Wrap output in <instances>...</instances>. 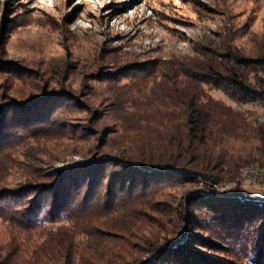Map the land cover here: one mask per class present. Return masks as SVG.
<instances>
[{
  "label": "rangeland",
  "instance_id": "rangeland-1",
  "mask_svg": "<svg viewBox=\"0 0 264 264\" xmlns=\"http://www.w3.org/2000/svg\"><path fill=\"white\" fill-rule=\"evenodd\" d=\"M263 54L264 0H0V101L35 97L28 112L8 120V139L0 141V188L44 181L50 171L89 160L134 166L181 151L191 99L216 100L242 112L252 127L264 125V106L240 103L188 72L219 63L236 69L233 56ZM245 72L251 81L253 73ZM45 93L49 100L36 98ZM235 137L221 142L222 151L232 158L253 152L255 140ZM255 167L264 170L249 161L227 181L173 180L146 188L98 217L109 235L75 237L81 252L74 264L152 262L151 249L156 255L186 232L181 215L190 194L245 189L264 201V171ZM217 184L227 190L218 191ZM0 200L13 208L22 204ZM254 225L230 227L225 239L216 233L235 253L243 234L254 235ZM21 236L0 217V257L9 238L18 245Z\"/></svg>",
  "mask_w": 264,
  "mask_h": 264
},
{
  "label": "trees",
  "instance_id": "trees-1",
  "mask_svg": "<svg viewBox=\"0 0 264 264\" xmlns=\"http://www.w3.org/2000/svg\"><path fill=\"white\" fill-rule=\"evenodd\" d=\"M232 60L236 69L219 63L200 65L204 68L201 72H188L192 78L203 77L206 83H212L240 103L264 106V54L233 56ZM245 70L253 73L251 81H247ZM39 96L36 98L44 101L51 98L46 93ZM32 99L34 101L35 97ZM32 99L24 103L0 101V141L8 139L6 130L12 127L8 126L9 118L15 113L28 112ZM55 100L60 102L63 97ZM189 102L181 136L185 146L181 151L149 156L134 166L121 161L119 165H108L106 159L89 160L50 171L44 181L16 189L0 188V199H22L18 208L0 200V217L22 233L20 242L14 245L11 237L15 233L12 232L0 264H74L75 259L79 261L81 252L77 251L75 237L109 235L98 225H106L99 218L105 219L114 208L137 198L146 188L173 180L227 181L236 177L238 167L249 161L264 166V125L252 127L244 121L242 112L231 110L216 100L201 102L196 98ZM55 104L52 108L59 106ZM230 136L255 140L253 152L245 158H232V154L221 148V142ZM261 199L263 197L251 195L245 189L223 194H190L186 199L188 211L181 215L186 232L180 231L179 236L163 245L156 255L155 248L151 249L149 257L154 260L143 264H264V202L255 201ZM95 212L99 216L95 217ZM59 221L68 223L54 226ZM253 221L251 233L254 235L249 238L243 234L235 253L216 233V230L222 232L225 239L229 237L230 227L243 228L245 223ZM181 238L183 240L178 242ZM246 239L250 246L244 244Z\"/></svg>",
  "mask_w": 264,
  "mask_h": 264
},
{
  "label": "bare ground",
  "instance_id": "bare-ground-1",
  "mask_svg": "<svg viewBox=\"0 0 264 264\" xmlns=\"http://www.w3.org/2000/svg\"><path fill=\"white\" fill-rule=\"evenodd\" d=\"M263 115H264V111H263V113H262V114L260 115V117H259V118H262L261 120H264V116H263ZM254 170H255V171H258V172H262V171H264V170H261V169H257V167H255ZM245 180H246V179H245ZM232 183H233V181H232ZM236 183H237V182H236ZM236 183H235V184H236ZM260 183H261V182H260ZM237 184H238V183H237ZM263 185H264V184H263ZM217 186H218V184L216 185V188H217L218 191H223V189L225 188V187H224L225 184H219V186H218V187H217ZM219 188H220V189H219ZM225 189H226V188H225ZM226 190H227V189H226Z\"/></svg>",
  "mask_w": 264,
  "mask_h": 264
},
{
  "label": "built area",
  "instance_id": "built-area-1",
  "mask_svg": "<svg viewBox=\"0 0 264 264\" xmlns=\"http://www.w3.org/2000/svg\"><path fill=\"white\" fill-rule=\"evenodd\" d=\"M264 116V115H263ZM212 192V191H211Z\"/></svg>",
  "mask_w": 264,
  "mask_h": 264
},
{
  "label": "water",
  "instance_id": "water-1",
  "mask_svg": "<svg viewBox=\"0 0 264 264\" xmlns=\"http://www.w3.org/2000/svg\"><path fill=\"white\" fill-rule=\"evenodd\" d=\"M262 202H264V201H262Z\"/></svg>",
  "mask_w": 264,
  "mask_h": 264
}]
</instances>
